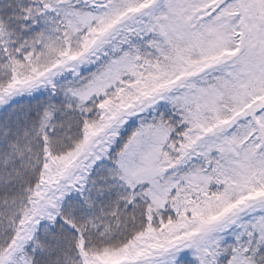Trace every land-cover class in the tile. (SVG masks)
Returning a JSON list of instances; mask_svg holds the SVG:
<instances>
[{"label": "snow or ice", "instance_id": "1", "mask_svg": "<svg viewBox=\"0 0 264 264\" xmlns=\"http://www.w3.org/2000/svg\"><path fill=\"white\" fill-rule=\"evenodd\" d=\"M0 264H264V0H0Z\"/></svg>", "mask_w": 264, "mask_h": 264}]
</instances>
